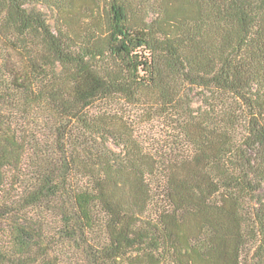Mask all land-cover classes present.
Listing matches in <instances>:
<instances>
[{"label": "trees", "instance_id": "1", "mask_svg": "<svg viewBox=\"0 0 264 264\" xmlns=\"http://www.w3.org/2000/svg\"><path fill=\"white\" fill-rule=\"evenodd\" d=\"M0 264H264V0H0Z\"/></svg>", "mask_w": 264, "mask_h": 264}, {"label": "rangeland", "instance_id": "2", "mask_svg": "<svg viewBox=\"0 0 264 264\" xmlns=\"http://www.w3.org/2000/svg\"><path fill=\"white\" fill-rule=\"evenodd\" d=\"M43 11L47 14V18L49 20V23L52 25L53 24V19L50 14L46 9H43ZM127 111L133 116L134 115V110L133 108H128ZM136 115V113H135ZM146 117H142L140 119L135 118L133 119V125L135 129L138 130V134L144 136L143 138L148 141V139L152 138H158V134L162 133L165 128L163 129L162 125V120L159 119H153L152 121H146ZM163 129V130H162ZM149 143V141H148Z\"/></svg>", "mask_w": 264, "mask_h": 264}]
</instances>
